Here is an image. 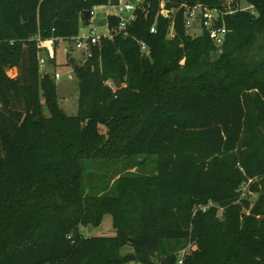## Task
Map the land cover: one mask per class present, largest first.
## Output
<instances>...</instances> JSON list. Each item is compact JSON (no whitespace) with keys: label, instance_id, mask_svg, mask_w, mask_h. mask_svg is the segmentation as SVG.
Returning <instances> with one entry per match:
<instances>
[{"label":"trees","instance_id":"trees-1","mask_svg":"<svg viewBox=\"0 0 264 264\" xmlns=\"http://www.w3.org/2000/svg\"><path fill=\"white\" fill-rule=\"evenodd\" d=\"M246 1L251 9L216 21L227 29L221 52L207 30L186 31L182 10L169 36L159 0H144L126 35L109 15L112 38L74 62L70 116L39 53L53 61L84 11L119 0H0V264H264V0ZM181 3L222 5L166 6ZM141 154L156 155L152 174L137 172ZM121 158L123 170L107 173ZM256 175L263 198L252 215L239 188ZM105 214L113 236L80 233Z\"/></svg>","mask_w":264,"mask_h":264},{"label":"rangeland","instance_id":"rangeland-1","mask_svg":"<svg viewBox=\"0 0 264 264\" xmlns=\"http://www.w3.org/2000/svg\"><path fill=\"white\" fill-rule=\"evenodd\" d=\"M125 0H120L123 2ZM241 6L246 7L248 2L246 0H240ZM109 15H118V5L117 4H106V5H97L92 8V14L89 18V24L84 26L82 23L80 24V31L86 35H97V36H107L108 35V16ZM195 34L200 33V29L191 30ZM190 34V32H188ZM194 36L193 34H190ZM45 43H43L44 47ZM51 47V44L49 43ZM46 47V46H45ZM45 47L43 49H45ZM40 57L45 60L46 71L49 72H58L61 76L60 78H54L57 101L59 106L62 108L64 113L70 116H74L78 112V78L74 72V62L82 63L86 57V51L78 50L75 48V43L72 39H61L58 44L55 46V54L53 61L49 60V55L46 50H42L39 53ZM73 61V62H72ZM43 66V70L44 69ZM51 73V74H52ZM11 74H14V69L11 71ZM42 74V73H41ZM110 84H112L110 82ZM44 107V113L49 115V112L44 104V99L41 98ZM254 148L256 141H252ZM243 148V147H242ZM137 160H144V162L139 166L138 173L141 174H152L155 170L156 166V155L146 156L144 154L136 156ZM127 160L124 158L110 161L105 163L103 166L106 169L107 173H112L113 171H122L124 165ZM134 170V169H133ZM261 176H254L248 179V181L239 188L240 197L239 199L246 198L250 203L251 207L253 203L256 201L260 187L256 190H251V184L253 182L258 183ZM264 177V174H263ZM263 198V196H262ZM261 198V202H262ZM205 209L207 206H201ZM221 208L219 209L218 214H221ZM249 214V209L244 210ZM80 233L83 236H113L115 234V229L112 224V217L110 214H105L101 223L98 226L87 225L80 226ZM169 242L166 240H162L160 243V253L168 252ZM170 248V247H169ZM195 245L192 243H188L184 248L180 249L177 252L178 261L182 256L194 249ZM131 250V247L124 246L121 249V253H126ZM127 264H137L135 262H128Z\"/></svg>","mask_w":264,"mask_h":264},{"label":"built area","instance_id":"built-area-1","mask_svg":"<svg viewBox=\"0 0 264 264\" xmlns=\"http://www.w3.org/2000/svg\"><path fill=\"white\" fill-rule=\"evenodd\" d=\"M222 5L220 7H207L202 5L201 3H196L194 5H188L187 3H181L177 9L176 8H168L166 6L167 0H159L158 12L157 14L171 19L170 28H169V36L173 35V14L177 10H182L183 12V22L184 27L187 32L193 34L194 36L201 35L203 30H207L210 38L214 42L215 46L218 49V52H221L220 47L223 44L225 35L227 33V29L222 24L221 26L216 25V21L223 17L226 14L233 13L237 9H251V5H247L246 7L241 6V4L237 3L236 0H221ZM144 0H125L123 2L117 3L118 5V23L116 26V32H123L124 35L127 34V27L134 21L136 18V11L138 9H142ZM235 5V6H234ZM92 14V11H91ZM200 29L199 34L193 33L191 30ZM108 35L106 37L112 38L113 34L108 29ZM151 32H155V25L150 28ZM75 43V48L86 51V57L90 56L92 46L96 45L100 41V36L86 35L83 32H79L76 36L72 38ZM41 42V41H40ZM49 42L53 45L54 39H48L43 43ZM140 50L144 54H149V47L145 42H140ZM85 57V59H86ZM84 59V60H85ZM39 69L41 73H44L43 66L45 64V60L42 57H39ZM11 71H9V75L12 76ZM60 74L58 72L54 73V78H60Z\"/></svg>","mask_w":264,"mask_h":264},{"label":"water","instance_id":"water-1","mask_svg":"<svg viewBox=\"0 0 264 264\" xmlns=\"http://www.w3.org/2000/svg\"><path fill=\"white\" fill-rule=\"evenodd\" d=\"M89 24V12L88 11H84L83 13V16H82V25L86 26ZM45 46L46 47H50L49 46V42H46L45 43ZM113 83L115 85L116 88H119L121 86L119 80L117 79V77H114L113 78ZM261 198H262V195L259 194L256 201L253 203L252 207L250 208L249 210V213L252 214V215H256L257 212H258V209L261 205Z\"/></svg>","mask_w":264,"mask_h":264},{"label":"crops","instance_id":"crops-1","mask_svg":"<svg viewBox=\"0 0 264 264\" xmlns=\"http://www.w3.org/2000/svg\"><path fill=\"white\" fill-rule=\"evenodd\" d=\"M51 47H52V44H51ZM45 63H46V62H45ZM44 69H45L44 72H48V73H50V74L52 73V72L46 71V65L44 66ZM55 72H56V71H54L51 75L54 76V73H55Z\"/></svg>","mask_w":264,"mask_h":264}]
</instances>
